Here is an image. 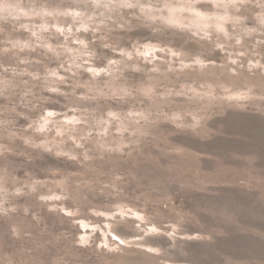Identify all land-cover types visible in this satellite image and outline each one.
<instances>
[{
	"label": "rangeland",
	"instance_id": "obj_1",
	"mask_svg": "<svg viewBox=\"0 0 264 264\" xmlns=\"http://www.w3.org/2000/svg\"><path fill=\"white\" fill-rule=\"evenodd\" d=\"M263 138L264 0H0V264H264Z\"/></svg>",
	"mask_w": 264,
	"mask_h": 264
},
{
	"label": "bare ground",
	"instance_id": "obj_2",
	"mask_svg": "<svg viewBox=\"0 0 264 264\" xmlns=\"http://www.w3.org/2000/svg\"><path fill=\"white\" fill-rule=\"evenodd\" d=\"M264 139V138H263ZM246 205V204H245Z\"/></svg>",
	"mask_w": 264,
	"mask_h": 264
}]
</instances>
